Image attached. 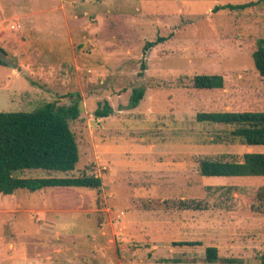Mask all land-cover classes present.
Instances as JSON below:
<instances>
[{
    "label": "rangeland",
    "instance_id": "374dc122",
    "mask_svg": "<svg viewBox=\"0 0 264 264\" xmlns=\"http://www.w3.org/2000/svg\"><path fill=\"white\" fill-rule=\"evenodd\" d=\"M250 1L0 0V112L77 102L69 127L79 159L53 175L102 180L99 189L0 193V264H257L264 213L253 206L264 177H206L198 161L241 160L264 146L216 142L222 127L195 119L264 111V78L251 56L264 37V7L212 11ZM196 74H219L223 87L192 88ZM139 87L143 97L130 108ZM104 102L111 114L96 117ZM207 246L235 262H207Z\"/></svg>",
    "mask_w": 264,
    "mask_h": 264
},
{
    "label": "trees",
    "instance_id": "16d2710c",
    "mask_svg": "<svg viewBox=\"0 0 264 264\" xmlns=\"http://www.w3.org/2000/svg\"><path fill=\"white\" fill-rule=\"evenodd\" d=\"M261 4L264 0L241 4L215 5L213 12L219 10L240 11ZM164 38L148 40L143 52L160 43ZM7 51L0 44V64L7 65ZM255 69L264 78V37L256 40L252 52ZM145 60L140 64L144 71ZM141 74V72H139ZM223 77L219 74H196L190 84L195 89H220ZM142 87L133 88L129 98V107L134 108L143 97ZM112 109L107 102L94 111L96 117H107ZM80 108L77 102L68 106H57L47 102L31 112H0V193L11 194L16 189L36 191L47 187H83L99 189L102 180L94 175L55 176L74 170L79 159L78 147L69 121L77 119ZM197 122L222 127L216 135V142L239 143L244 146H264V111H211L198 112ZM22 170H42L48 173L44 177H21ZM200 175L206 177H264V151H250L242 154L241 160L203 158L198 161ZM257 204L253 206L258 213H264V189L256 193ZM191 208V206H186ZM194 209H199L194 204ZM177 246H199L200 241H178ZM205 260L210 263L223 261L235 262V259L220 258L215 246L204 250ZM178 260H176L177 262ZM257 264H264V252L258 256Z\"/></svg>",
    "mask_w": 264,
    "mask_h": 264
},
{
    "label": "crops",
    "instance_id": "0c3cea01",
    "mask_svg": "<svg viewBox=\"0 0 264 264\" xmlns=\"http://www.w3.org/2000/svg\"><path fill=\"white\" fill-rule=\"evenodd\" d=\"M17 26H19V27H17ZM17 26H16V29H20L21 28L20 25H17ZM10 29H13L12 26L10 27Z\"/></svg>",
    "mask_w": 264,
    "mask_h": 264
},
{
    "label": "built area",
    "instance_id": "2783aa9c",
    "mask_svg": "<svg viewBox=\"0 0 264 264\" xmlns=\"http://www.w3.org/2000/svg\"><path fill=\"white\" fill-rule=\"evenodd\" d=\"M17 27H19V26H17Z\"/></svg>",
    "mask_w": 264,
    "mask_h": 264
}]
</instances>
